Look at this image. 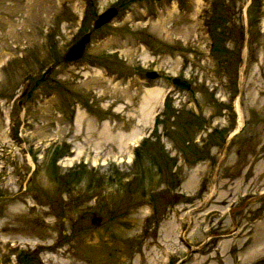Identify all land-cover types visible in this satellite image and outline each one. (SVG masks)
<instances>
[{
  "label": "rangeland",
  "instance_id": "1",
  "mask_svg": "<svg viewBox=\"0 0 264 264\" xmlns=\"http://www.w3.org/2000/svg\"><path fill=\"white\" fill-rule=\"evenodd\" d=\"M0 264H264V0H0Z\"/></svg>",
  "mask_w": 264,
  "mask_h": 264
},
{
  "label": "water",
  "instance_id": "2",
  "mask_svg": "<svg viewBox=\"0 0 264 264\" xmlns=\"http://www.w3.org/2000/svg\"><path fill=\"white\" fill-rule=\"evenodd\" d=\"M116 9L114 7H110L104 11H102L93 21V28H97L100 25H103L109 22L115 15ZM89 42V32L84 33L78 40L72 43L64 52L62 56V60L64 62H74L79 59L83 53L85 45ZM146 77L152 78L155 76L153 71L146 72ZM170 82L181 90H187L189 88V84L185 80H180L177 77H171ZM99 218L97 216H91L89 218L90 225L92 227L96 226ZM181 262V260L179 261Z\"/></svg>",
  "mask_w": 264,
  "mask_h": 264
},
{
  "label": "bare ground",
  "instance_id": "3",
  "mask_svg": "<svg viewBox=\"0 0 264 264\" xmlns=\"http://www.w3.org/2000/svg\"><path fill=\"white\" fill-rule=\"evenodd\" d=\"M156 92L155 91H151V90H147L146 92H145V94H144V97L142 98V101H141V104L143 105V109L145 110V105L147 106V104L148 103H154V101H156V100H154L155 99V97H156ZM260 102H262V100L260 99ZM150 103V104H151ZM149 106V105H148ZM235 106H236V108L238 107L237 106V103H235ZM148 109V108H147ZM151 109V108H150ZM150 109L149 110H147V112H146V114H145V117H147V115H148V113H149V111H150ZM238 110V109H237ZM239 125H240V122H239V124L237 125V128L239 127ZM237 130V129H236ZM235 130V131H236Z\"/></svg>",
  "mask_w": 264,
  "mask_h": 264
},
{
  "label": "trees",
  "instance_id": "4",
  "mask_svg": "<svg viewBox=\"0 0 264 264\" xmlns=\"http://www.w3.org/2000/svg\"><path fill=\"white\" fill-rule=\"evenodd\" d=\"M163 104H165V100H164V103ZM157 121V120H156Z\"/></svg>",
  "mask_w": 264,
  "mask_h": 264
}]
</instances>
